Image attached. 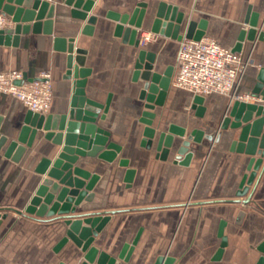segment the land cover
I'll list each match as a JSON object with an SVG mask.
<instances>
[{
    "label": "crops",
    "instance_id": "obj_1",
    "mask_svg": "<svg viewBox=\"0 0 264 264\" xmlns=\"http://www.w3.org/2000/svg\"><path fill=\"white\" fill-rule=\"evenodd\" d=\"M46 1L56 5L53 35L45 34L42 28L39 34L31 31L21 35L18 47L0 46V72L20 70L35 79L50 71L54 100L47 115L64 113L70 106L72 81L66 80L67 53L55 50L54 37L74 38L75 47L86 50L85 67L92 71L88 93L102 103L112 96L106 119L100 124L110 132L108 144L118 148V156L113 162L85 160L83 168L100 179L93 190L94 200L77 206L83 214L116 212L93 245L117 256L141 231L130 264H154L160 256L174 258V264H258L263 255L259 247L264 242V176L250 204L236 203L242 178L249 175L250 157L230 150L233 137L227 132L217 141L221 123L236 100L232 96L204 97L205 111L197 116L196 95L173 83L180 41L157 35L145 48L156 53L161 64L157 71L168 66L174 71L164 104L151 111L156 114L153 128L157 136L148 149L143 145L146 125L140 121L146 111L145 102L140 100L141 81L133 82L139 48L116 36L119 23L107 15L131 14L140 3H147L150 12L159 2H166L177 6L188 20H206L205 36L233 49L239 32L249 28L245 23L249 7L259 14L258 29L264 31V0H94L89 16L96 15L98 21L91 35L83 34L86 22L72 16V7L66 6L65 0ZM147 20L138 38L150 32L152 21ZM240 54L244 69L235 88L237 94L252 92L264 67V41H245ZM28 112L18 99L0 93L1 133L16 139ZM172 125L187 132L186 137H175L177 148L194 130L214 135V140L204 137L199 143L191 141L194 156L189 166L175 163L177 151L163 160L155 146L159 134L168 133ZM44 134L39 132L33 147L18 163L6 158L4 149L0 151V264L84 262L85 252L72 241L55 250L68 230L62 218L39 219L17 213L25 212L45 178L35 171L40 161L54 159L61 150ZM121 160H128V167L120 166ZM128 168L136 171L130 185L125 183ZM241 212L245 216L238 223ZM223 222L227 246L215 259L222 243L219 232Z\"/></svg>",
    "mask_w": 264,
    "mask_h": 264
},
{
    "label": "water",
    "instance_id": "obj_2",
    "mask_svg": "<svg viewBox=\"0 0 264 264\" xmlns=\"http://www.w3.org/2000/svg\"><path fill=\"white\" fill-rule=\"evenodd\" d=\"M65 4L72 7L74 18L86 22L83 34L91 35L98 21L96 15L89 16L95 4L94 0H65ZM148 6L147 3H140L131 14L120 15L110 12L107 17L119 23L115 29L116 36L123 37L125 43L139 48L134 65L133 82L141 81L140 100L145 102L146 109L140 120L146 125L144 130L146 140L143 145L151 149L157 136V130L153 128L156 114L151 111L156 106L164 104L172 82L174 67L168 66L163 72L156 70L161 64L156 53L140 46L139 30L148 19V22L152 21L150 26L152 33L176 41L183 39L198 41L206 35L208 23L206 20L200 22L188 20L186 14L179 11L177 6L166 2H159L150 12ZM55 10L56 5L46 0H0V12L10 16L15 24L12 28L0 30V46L18 47L21 35H28L31 31L39 34L42 28L45 34L53 35ZM32 22L33 25L30 24ZM245 23L249 28L239 32L237 43L232 49L234 52L241 53L245 41L254 42L257 38L264 41V31L258 29L259 14L252 12L251 7L248 9ZM75 42L74 38L54 37L55 50L67 53L66 80L72 81L73 89L68 110L61 114L50 115L29 110L16 139L10 140L0 131V151L4 149V156L18 163L28 149L33 147L39 132L44 131V138L53 145L60 146L61 150L54 159L45 157L40 161L35 171L45 178L25 212L17 211V213L39 219L62 218L68 230L55 250L59 251L72 241L85 252L83 264H130L142 232L137 234L131 244H125L117 256H112L100 251L93 244L111 220V215L116 212L83 214L77 211V206L83 201L90 203L94 200L93 190L100 179L98 174H92L83 168L85 160L98 158L113 162L118 156V148H112L108 144L110 132L100 124V121L106 119L112 96L110 95L107 101L102 103L88 93V77L92 71L85 67L86 50L76 48ZM24 74L26 80H34ZM252 93L264 102V67L258 72ZM204 100L203 96L195 97L194 108L197 109L199 117L203 116L205 111L202 106ZM2 122L3 118L0 116V129ZM224 132L233 137L230 147L232 152L250 157L247 166L249 175L242 178L236 193L238 199L235 200L236 203L242 202L248 205L264 176V106L261 103L235 101L221 123L217 141H220ZM186 135V129L176 125L170 126L168 133H160L155 146L158 156L167 160L177 151L175 163L189 166L194 156L193 151L190 150L191 141L199 143L204 137L210 141L214 140V135H205L203 130H194L177 148L175 137L183 138ZM128 164V160L120 161L122 167H128ZM135 174V170L128 168L125 183L130 185ZM243 198L245 199L241 200ZM244 216L245 212H241L237 222L240 223ZM225 226L226 222H223L220 227L219 236L222 238V243L215 259L221 257L227 246V239L223 235ZM259 250L263 255L258 264H264V242ZM174 262L175 259L172 257L160 256L154 264H174Z\"/></svg>",
    "mask_w": 264,
    "mask_h": 264
},
{
    "label": "built area",
    "instance_id": "obj_3",
    "mask_svg": "<svg viewBox=\"0 0 264 264\" xmlns=\"http://www.w3.org/2000/svg\"><path fill=\"white\" fill-rule=\"evenodd\" d=\"M12 18L0 12V30L12 28ZM157 34L143 32L140 46L146 47ZM244 69L242 55L223 46L218 40L204 36L201 40L183 39L179 43L177 71L174 85L196 96H232L245 103L264 102L252 92L235 93L241 72ZM17 82H20L19 84ZM0 93L18 99L34 113L47 115L54 100L53 77L44 71L32 81L25 79L20 70L0 72ZM15 264H28L20 262Z\"/></svg>",
    "mask_w": 264,
    "mask_h": 264
},
{
    "label": "rangeland",
    "instance_id": "obj_4",
    "mask_svg": "<svg viewBox=\"0 0 264 264\" xmlns=\"http://www.w3.org/2000/svg\"><path fill=\"white\" fill-rule=\"evenodd\" d=\"M160 66V65H159Z\"/></svg>",
    "mask_w": 264,
    "mask_h": 264
}]
</instances>
